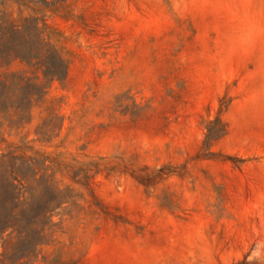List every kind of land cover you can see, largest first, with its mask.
<instances>
[{
  "label": "rangeland",
  "instance_id": "obj_1",
  "mask_svg": "<svg viewBox=\"0 0 264 264\" xmlns=\"http://www.w3.org/2000/svg\"><path fill=\"white\" fill-rule=\"evenodd\" d=\"M0 264H264V0H0Z\"/></svg>",
  "mask_w": 264,
  "mask_h": 264
}]
</instances>
